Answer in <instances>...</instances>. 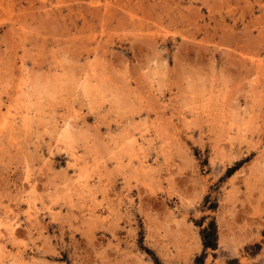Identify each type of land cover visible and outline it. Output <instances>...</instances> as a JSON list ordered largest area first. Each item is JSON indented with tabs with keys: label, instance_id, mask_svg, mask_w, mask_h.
Returning a JSON list of instances; mask_svg holds the SVG:
<instances>
[{
	"label": "rangeland",
	"instance_id": "obj_1",
	"mask_svg": "<svg viewBox=\"0 0 264 264\" xmlns=\"http://www.w3.org/2000/svg\"><path fill=\"white\" fill-rule=\"evenodd\" d=\"M0 156V264H264V0H0Z\"/></svg>",
	"mask_w": 264,
	"mask_h": 264
},
{
	"label": "trees",
	"instance_id": "obj_2",
	"mask_svg": "<svg viewBox=\"0 0 264 264\" xmlns=\"http://www.w3.org/2000/svg\"><path fill=\"white\" fill-rule=\"evenodd\" d=\"M204 250L211 247L216 249L218 247V226L215 220L211 221L208 226L201 230ZM204 256V255H203ZM202 257H199L200 260Z\"/></svg>",
	"mask_w": 264,
	"mask_h": 264
},
{
	"label": "bare ground",
	"instance_id": "obj_3",
	"mask_svg": "<svg viewBox=\"0 0 264 264\" xmlns=\"http://www.w3.org/2000/svg\"><path fill=\"white\" fill-rule=\"evenodd\" d=\"M93 3V2H92ZM96 4V3H95ZM99 5V4H98ZM80 6V5H79ZM89 9H91V8H89ZM88 9V10H89ZM100 13V12H99ZM260 65V64H259ZM262 68V67H261ZM17 113V112H16ZM15 114V113H14ZM14 114H13V116H14ZM19 114V113H18ZM22 115V114H21ZM17 116V115H16ZM12 117V116H11ZM14 118V117H13ZM7 119V118H6ZM10 120V119H9ZM6 121V120H5ZM9 122H11V121H9ZM23 123H25L24 121H23ZM8 124V123H7ZM65 125H67V124H65ZM11 125L9 124V125H7V128L8 127H10ZM29 126V125H28ZM4 127H6V126H4ZM66 127V126H65ZM64 129V128H63ZM65 129H67V128H65ZM12 130H14L13 128H12ZM36 130V129H35ZM68 130V129H67ZM66 131V130H65ZM71 131V130H70ZM9 133V132H8ZM67 133V132H66ZM5 134V133H4ZM69 134V133H68ZM8 135V134H7ZM63 137V136H62ZM68 137H69V135H68ZM64 138V137H63ZM12 140H13V138H12ZM1 157V156H0ZM36 216V215H35ZM30 217V216H29ZM32 218V217H31ZM38 218V217H37ZM32 221H34V217L32 218ZM31 221V222H32ZM39 221V220H38ZM39 224V223H38ZM7 230H9V231H12L13 232V226H12V224L10 225H7ZM21 251V250H20Z\"/></svg>",
	"mask_w": 264,
	"mask_h": 264
}]
</instances>
